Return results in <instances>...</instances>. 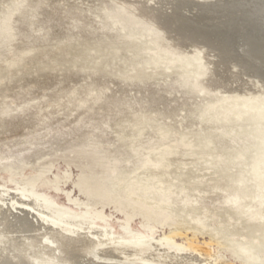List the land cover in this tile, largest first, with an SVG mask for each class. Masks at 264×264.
I'll use <instances>...</instances> for the list:
<instances>
[{
	"label": "rangeland",
	"instance_id": "obj_1",
	"mask_svg": "<svg viewBox=\"0 0 264 264\" xmlns=\"http://www.w3.org/2000/svg\"><path fill=\"white\" fill-rule=\"evenodd\" d=\"M154 1V6H159V0ZM171 1L170 9L152 10L151 14L161 19L168 37L183 43L185 51L198 52L201 47L193 46L178 32L176 18L197 16L203 10L192 8L173 15ZM119 13L113 0H0V203L26 209L43 222L73 234L81 230L74 223V215L81 210L68 201L66 193L72 190L78 198L85 195L72 188L79 169L74 164L68 168L67 158H75V152L85 148L89 160L109 157L118 174L129 176L144 160L134 149H165L176 146L186 135L192 138L194 148L188 152L182 146L170 157L165 178L175 185L171 214L174 222L206 229L195 243L183 236L178 241L200 255L194 245L204 248L216 230L226 229V235L216 239L221 238V243L226 237L231 240L234 247L225 252L231 264H241L235 252L255 239L264 256V121H247L246 115L258 109L264 112V103L261 106L259 100L246 95L223 98L219 91L199 86L218 75L221 90L236 87L249 91L256 84L264 92L263 80L233 66L231 72L221 75L223 68L216 54L204 48L201 57L205 55L208 69L194 61L192 66L161 69L156 78L134 80L131 75L139 70L151 71L148 49L155 47L150 40L159 32L145 35L135 31L120 22ZM160 34L157 38L164 40L165 33ZM15 58L22 61L9 73ZM223 105L234 106L235 117L245 113V122L234 121L224 127L202 122L207 108L221 112ZM139 131L141 139L132 149L124 137ZM51 159L57 160L56 165L32 192L37 195L33 200L18 180ZM145 169L155 167L151 164L140 171ZM66 170L73 174L67 184ZM15 172L23 174L17 177ZM56 177L64 182L63 191L53 188ZM39 196L51 200L57 213L38 205L36 202L42 201ZM105 212L112 216L107 224L92 220L87 227V233L101 234L93 235L100 244L105 239L119 240L128 242L126 245L138 243L145 250L152 239L159 241L173 229L159 226L138 242L134 236L142 233L141 218L123 228L122 213L109 207ZM188 235L192 237L191 232ZM210 248L211 256L200 258L210 264L220 262L216 244Z\"/></svg>",
	"mask_w": 264,
	"mask_h": 264
},
{
	"label": "bare ground",
	"instance_id": "obj_2",
	"mask_svg": "<svg viewBox=\"0 0 264 264\" xmlns=\"http://www.w3.org/2000/svg\"><path fill=\"white\" fill-rule=\"evenodd\" d=\"M113 1L120 8L118 14L120 22L131 25L135 31L146 32L145 35L154 30L159 32L150 40L155 47L148 49L151 71L141 69L131 75L132 79L156 78L161 75V69L165 68L168 71L179 68L183 64L192 66L194 61L208 69L209 62L206 61L205 55L201 57L204 48L216 54L218 65L223 68L221 75L225 76L226 71L232 68L231 66L240 67L244 73L259 78L264 83V0H226L227 2L221 5L214 1L174 0L173 2L172 0L173 15L192 8L196 11L203 10V13L197 16L182 15L176 18L180 23L178 32L193 46L201 47L196 53L185 51L183 43L171 38L170 35L168 37L161 19L159 21L157 16L151 14L152 10L158 12L166 10L170 0H159L157 7L154 6L156 4L154 0ZM160 33H165L164 40L157 38L158 34L161 35ZM21 61L22 58L12 60L8 72L12 73L14 67ZM237 76L235 78L239 79ZM217 79L218 75L206 84L199 82V86L212 92L219 91L223 98L238 95L253 97L263 106L264 92L256 84H254L256 87L249 91L236 87L221 90ZM223 108L224 110L220 112L215 107H209L202 113L200 119L206 124L223 127L231 125L234 121L245 122V113H240L235 117L234 106L223 105ZM246 115L249 118L247 121H264V112L261 109L246 113ZM162 137L166 139L167 135L162 134ZM124 139L127 140V145L134 149L137 141L141 139V132L124 137ZM190 139L182 135L176 146H167L165 149L145 146L134 149L136 155L144 157L141 168H147L152 164L155 169L140 171V168L129 176L118 174L115 166H110L109 157L89 160L85 148L77 150L75 158L69 157L66 162L68 168L71 169L74 164L79 169L77 180L73 181L72 188H78L77 192L81 195L83 192L85 197L73 196L72 190L67 191L66 197L77 207V211L81 210L80 213L74 215V223L81 230H75L73 234L66 233L43 222L26 209L21 207L14 209L11 205L8 206V203L1 202L0 264H210L206 258H200V256H211L210 245L212 244H216L220 252V258L217 255L220 262L216 264H231L233 261L230 263L225 254L227 250L234 247L231 240L226 237V242L221 243V238L216 239L217 236L226 235V229L216 230L211 240L205 242L204 248L194 245L200 255L194 254L192 248L188 249L184 242L178 241L179 237H185L186 240L191 239L195 243L206 229L201 226H190V223L174 222L171 214L174 205L171 201V193L175 185L165 180L170 168V157L176 155L182 146L190 152L194 148L190 144ZM56 161L51 159L36 167L33 174L18 180L33 200L37 198V195L32 192L42 179L51 174ZM149 171L151 176L147 174ZM22 174V172H15L17 177ZM72 178L71 170H66L65 183L67 184ZM52 182L54 183L53 188L59 192L63 191L61 184L64 182L61 179L56 177ZM39 197L42 201L34 202L57 213L51 200L43 196ZM108 207L123 214H121L123 228L129 226L134 218H141L139 221L142 233L134 236L138 242L143 240L146 233L152 235L159 226L173 227V229L163 235L159 241L152 239V244L148 241L149 245L145 250L139 247L138 243L126 245L128 242L119 240L105 239L100 244L93 235L101 237V234L87 233V227L92 220L99 221L102 225L107 224L112 218V216L109 217L108 212H105ZM192 220L195 221V219ZM189 232L192 233L191 238L190 234L188 235ZM242 237L247 241L245 235ZM254 241L242 245L240 250L235 252L241 264H264L263 249H260L257 239Z\"/></svg>",
	"mask_w": 264,
	"mask_h": 264
}]
</instances>
